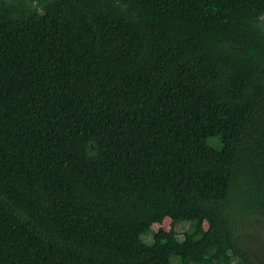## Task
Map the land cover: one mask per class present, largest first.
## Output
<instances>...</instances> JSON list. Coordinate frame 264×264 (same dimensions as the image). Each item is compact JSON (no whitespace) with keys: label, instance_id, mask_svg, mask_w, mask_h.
Masks as SVG:
<instances>
[{"label":"trees","instance_id":"trees-1","mask_svg":"<svg viewBox=\"0 0 264 264\" xmlns=\"http://www.w3.org/2000/svg\"><path fill=\"white\" fill-rule=\"evenodd\" d=\"M251 217L264 0H0V264H258Z\"/></svg>","mask_w":264,"mask_h":264},{"label":"rangeland","instance_id":"rangeland-1","mask_svg":"<svg viewBox=\"0 0 264 264\" xmlns=\"http://www.w3.org/2000/svg\"><path fill=\"white\" fill-rule=\"evenodd\" d=\"M186 223H179L175 229L179 234L186 228ZM171 228V220L165 218L161 223L152 225V230L159 229L169 230ZM146 240L148 238L145 237ZM237 239L241 247H243L250 256L258 263H264V220L258 217L249 218L240 228ZM152 264H168L165 261L157 260ZM171 264H177L175 260Z\"/></svg>","mask_w":264,"mask_h":264}]
</instances>
